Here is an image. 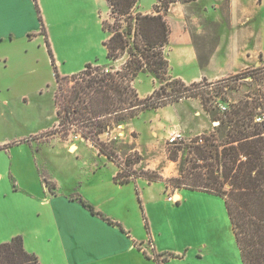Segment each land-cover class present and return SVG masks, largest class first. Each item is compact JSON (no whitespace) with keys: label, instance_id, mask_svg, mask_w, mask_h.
Instances as JSON below:
<instances>
[{"label":"crops","instance_id":"crops-1","mask_svg":"<svg viewBox=\"0 0 264 264\" xmlns=\"http://www.w3.org/2000/svg\"><path fill=\"white\" fill-rule=\"evenodd\" d=\"M105 2L107 4V0H47L43 6L49 26L45 10L51 19L61 20L65 39L67 36L88 39L86 55L73 61L71 70H62L63 76L77 74L87 64L105 66L98 62L99 57L94 52L100 45L95 33L101 26L103 30V20L110 16L109 7L101 16ZM154 4L151 9L141 11L136 10L138 3L135 13L150 14ZM21 16L27 21L30 19L32 24L21 38L28 33L41 32V27L39 29L35 23L32 0H0V244L20 236L26 251L35 254L42 264H157L148 259V255L166 251L180 256L166 264H191L194 252L197 254L204 249L221 254V249L225 248L240 256L221 197L176 188L177 203L164 205L152 192L155 184L161 185L162 199L173 191L163 178L149 181L131 176L130 182L119 184L116 177L121 167L101 154L93 142L73 141L60 130L53 132L59 127L55 102L57 83L52 91L51 123L47 125L45 119L40 121L43 125L36 128L28 103V88L35 83L12 77L16 68L14 65L10 68L9 54L4 52L19 36ZM66 18L74 22L63 23ZM166 18L171 29L165 48L171 79H179L187 85L203 81L216 83L264 67V0L176 3ZM109 37L108 34L104 42ZM53 45L55 61L61 66L54 41ZM126 60L109 62L120 68ZM132 85L141 99L152 96L161 87L149 73H140ZM146 114L149 118L141 125ZM122 126L123 130L114 128L111 134H124L119 139L134 142L133 150L142 154L146 140L152 141L151 149H157L161 142H168L174 128L187 137H197L210 129L211 119L201 99L189 98L142 111ZM153 136L156 140H152ZM101 139H107L106 133ZM46 181L55 185V194ZM131 184L136 191L128 188ZM122 193H127L129 199ZM75 196L121 223L125 232L92 215L73 200ZM165 210L170 217L168 220L164 217ZM145 219L151 229L152 243L144 235ZM165 230L172 239L189 242L168 249L164 247ZM200 233L205 240L196 238V245L191 246V236L199 237Z\"/></svg>","mask_w":264,"mask_h":264},{"label":"trees","instance_id":"trees-1","mask_svg":"<svg viewBox=\"0 0 264 264\" xmlns=\"http://www.w3.org/2000/svg\"><path fill=\"white\" fill-rule=\"evenodd\" d=\"M39 10L38 0H33ZM197 0H156L150 14L135 13L139 0H107L109 19L103 20V30L109 38L103 43L107 60L117 61L127 57L126 63L116 72L105 73V67L87 64L74 75L59 73L46 28L42 26L48 53L57 83L55 102L59 127L65 136L69 125L94 126L97 130L83 132L86 140L93 142L100 153L107 156L122 169L115 150L101 139L108 129H114L134 119L145 110L155 109L175 101L199 98L212 122L220 126L214 132L194 140L193 152L197 160L205 163L206 173H193L170 180L178 188L203 191L221 197L227 209L242 264H264V89L245 95L231 103L225 112H220L207 98L196 94L202 86L222 83L231 77L208 83L203 81L185 84L169 77V61L165 48L169 44L171 29L167 15L176 3H192ZM140 73H149L161 87L152 96L141 99L132 83ZM73 84V85H72ZM72 85V87H70ZM70 88V94L60 93ZM177 160L175 152L171 157ZM116 182H130L131 174ZM143 177V176H141ZM149 181H162L154 175L144 177ZM166 184L169 181H164ZM55 194L56 187L46 181ZM229 185V190L225 186ZM214 186H216L214 188ZM92 215L125 232L122 225L98 212L82 197L75 196ZM146 228L149 226L146 221ZM152 243V238L150 239ZM175 254H155L157 264H166ZM164 258V259H163ZM0 264H42L39 258L26 251L22 237L0 244Z\"/></svg>","mask_w":264,"mask_h":264},{"label":"rangeland","instance_id":"rangeland-1","mask_svg":"<svg viewBox=\"0 0 264 264\" xmlns=\"http://www.w3.org/2000/svg\"><path fill=\"white\" fill-rule=\"evenodd\" d=\"M139 1V8H137L136 10L141 11H147L151 9L152 5L155 3V0ZM45 4H47V0H38V10L35 2L33 1L35 23L38 24L39 29L41 27V32L43 25L46 28L52 49L54 48L53 41L54 44H56L58 54L60 55L61 59V66L57 63L56 65L58 67L59 73L61 74L62 70L66 71L72 69L71 66L73 61L81 60L86 55L88 39L86 38V36L80 39L67 36V38L65 39L63 37V26L61 24V20L59 18L54 20L51 19L50 15H48L49 13L45 10L46 16H48V20L50 23L49 26L45 18V7L43 8ZM107 7L108 5L105 2V6L101 11V16L102 14L103 16L106 14ZM223 8L224 12H226L227 7L225 6ZM73 22L74 20L71 18H66L65 20H63V23L66 24ZM31 28V20L29 19L27 21L25 20L24 16H21L17 31L19 36L15 38L13 46L8 50H4V52L9 54L10 68H12L13 65L16 68L14 73L10 70V72H12L13 74L12 77L16 78L17 80L34 81L35 83L32 88H28V103L31 112L35 117L36 128L38 129L41 125H43L40 124V121L43 122L46 119L45 123L47 125L51 123V116H53L52 91L56 86V79L54 75V69L51 64L50 55L47 50L45 37L42 35V33L40 31L33 32L26 34L24 38L20 37L24 34V32L28 31ZM49 29L51 30V33L49 32ZM95 35L100 40V45L98 50L94 52H96V56L99 57L98 62L105 65L101 67L109 68L114 72L118 71L121 67L117 68V66H113L112 62H109V60H107L106 50L103 47L104 39L106 38L108 33L102 30L101 26L100 31L98 33H95ZM124 58L127 59V57ZM72 85L70 87H72ZM69 89L70 88H66V92L62 91V93H60L61 99L65 94H70L71 90ZM260 89H264V67L244 71L232 76L230 79L222 83L202 86L201 88L197 89L195 93L207 98L211 105L216 106L219 111L222 112V110L219 108L220 105L229 108V105L231 103H236L245 95H252L254 91ZM48 115H50V119L47 118ZM148 118L149 114H146L140 122L141 125H144L143 123ZM212 123L213 122L211 121V127L207 132L197 137L185 136V140L180 145L175 146L169 145L168 142H161L159 148L151 149L150 147L153 145V143L148 139L143 143L146 147V150L142 154H139V152L133 150L134 142L130 143L120 139L113 140L109 143V146L111 149L116 151L118 159L122 163V169L120 172L121 180L127 179V177L131 174H134L135 177H146V175H154L163 178L165 181H169L168 184L172 188V192H174V189L178 187H176L175 184L171 183L170 180L181 178L183 173L189 175L192 171H194L193 173H206L207 170L206 168H204L205 163L201 160H197V156L193 152V142L197 138H203L204 136L209 135L210 132H214ZM80 128L86 131H89L91 129L97 130V128H95L94 126H80ZM152 140H156V137L153 136ZM175 152L177 153V160L173 161L171 157ZM152 187L153 194L157 196V198L162 201L164 205H166V203H171L168 201L167 195H163V199L161 198L160 193L162 194V188L160 184H155ZM215 187L216 186H214V188ZM128 188L132 189L133 192L134 190L136 191L134 184H131V186H128ZM139 188L140 190H142L143 186L141 185L139 186ZM229 188V185L225 186V190H229ZM122 194L123 197L128 198L127 193ZM164 217L167 220L170 219V217H168L167 215L166 210L164 212ZM146 221L147 220L145 219L144 235L151 239L153 238L151 229L149 227L148 231V229L146 228ZM9 226L11 227L12 225L9 224ZM165 232L166 243L164 244V247L168 249H176L179 244L183 245L189 242L185 241L183 243H180V241H177L174 238L172 239L170 233H168L166 230ZM196 238H200V241L205 240L203 233H200L199 237H194V235L191 236V246L193 247L197 243ZM231 246H233L232 243ZM225 249H221V254H216L211 250L204 249L202 251L199 250L200 252L197 251V254L196 252H194L191 254V264H227L229 262H232V264H242L238 252H234L231 254ZM162 254L169 255L174 253H172V251H166ZM153 257L154 256L148 255V259L150 260H152Z\"/></svg>","mask_w":264,"mask_h":264},{"label":"built area","instance_id":"built-area-1","mask_svg":"<svg viewBox=\"0 0 264 264\" xmlns=\"http://www.w3.org/2000/svg\"><path fill=\"white\" fill-rule=\"evenodd\" d=\"M104 72L107 74L109 72H114V71L109 69V68H105ZM219 108L222 110V112H225L228 109L226 106H223V105H220ZM212 125H213L214 128L219 127L220 126V122L219 121H214L212 123ZM117 130H123V126L122 125L118 126ZM82 133L83 132L80 130V126L79 125H77V124L69 125V136H71L73 141L85 140V138L83 137ZM105 133L107 135V139L105 140V142H107V143H110L113 140H118L119 138L123 137V135H124V134H119V135L113 136L111 134V129H108ZM184 140H185L184 133L180 129L174 128V129L171 130V133L169 134L168 144L176 146V145H180ZM199 142L200 143L203 142L201 137H200ZM167 196H168V201L169 202L174 203V204L177 203V199L175 197V193L174 192L169 193Z\"/></svg>","mask_w":264,"mask_h":264},{"label":"bare ground","instance_id":"bare-ground-1","mask_svg":"<svg viewBox=\"0 0 264 264\" xmlns=\"http://www.w3.org/2000/svg\"><path fill=\"white\" fill-rule=\"evenodd\" d=\"M74 150V149H73Z\"/></svg>","mask_w":264,"mask_h":264}]
</instances>
